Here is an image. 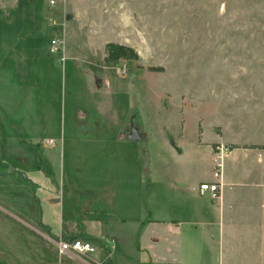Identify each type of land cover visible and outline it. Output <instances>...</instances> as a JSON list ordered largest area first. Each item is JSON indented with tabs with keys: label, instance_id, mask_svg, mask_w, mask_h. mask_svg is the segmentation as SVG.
Wrapping results in <instances>:
<instances>
[{
	"label": "rangeland",
	"instance_id": "rangeland-1",
	"mask_svg": "<svg viewBox=\"0 0 264 264\" xmlns=\"http://www.w3.org/2000/svg\"><path fill=\"white\" fill-rule=\"evenodd\" d=\"M15 9L11 18L0 17V25L4 17L13 26L1 30L4 38L50 39L49 49L55 38L64 45L71 38L83 50L91 40L90 60L114 88L109 98L88 103L75 97V90L85 89L73 76L62 94L61 69L45 75L49 127L35 149L20 154L25 164L0 153V264L153 263L145 247L153 240L139 238L135 225L148 215L136 187L160 188L172 163L171 141L186 149L197 139L217 140L213 150L235 147L241 153L236 166L242 171L264 169V163L248 164L245 148L264 146V0H58L54 7L49 0H18ZM108 43L128 46L130 57L106 64ZM120 79L128 89L117 88ZM79 109L88 119H116L128 111L126 127L133 122L142 140L128 141L127 153L113 155H97L89 137L65 150L58 142L42 148L45 137L60 136L62 118L70 138L69 123ZM198 152L202 167L196 168L205 172L209 155ZM233 166L227 161L222 172L230 174ZM136 168L144 173L128 172ZM102 237L113 239L110 252L99 247L60 254L57 248L71 239L99 246Z\"/></svg>",
	"mask_w": 264,
	"mask_h": 264
},
{
	"label": "crops",
	"instance_id": "crops-1",
	"mask_svg": "<svg viewBox=\"0 0 264 264\" xmlns=\"http://www.w3.org/2000/svg\"><path fill=\"white\" fill-rule=\"evenodd\" d=\"M17 4L18 0L0 3V17L11 18L9 14L16 10ZM7 19L3 17V25H0V153L16 156L24 163L20 154L35 149L43 129L49 127L48 83L43 80L47 79L48 71L61 69L58 76L62 94L66 79L73 76L74 83L76 80L81 82L85 91L78 88L75 97L81 96V101L85 99L88 103L98 104L100 99L109 98L114 87L107 72L101 68L97 70L98 66L90 60L94 56L91 40L86 42L87 49L83 50L81 44L70 38L71 44L68 43L69 47L64 45L62 53H52L50 39L42 44L40 41L4 38L1 30L4 32L13 27ZM6 34L13 36L11 32ZM104 58L105 51L102 61ZM41 68H45L44 72ZM118 83L121 85L118 89H128L124 79ZM61 100L63 107L64 99ZM105 105L103 101L102 108L105 109ZM112 108L109 104L108 109L111 111ZM123 113L116 119H88L79 109L69 123L70 138H65L66 122L62 118L60 136L45 137L41 147L51 149L58 142L65 150L66 145L79 146L81 139L89 137L96 142L90 144V149L97 155L127 153L132 144H128L130 140L126 137L129 129L124 118L128 111ZM49 139L55 144L46 147L45 141ZM216 143L219 142L197 139L183 149L171 141L172 163L162 174L165 177L161 179L160 188L136 187L138 193L142 192L139 205L143 204L141 208L148 215L135 225L139 227V238L148 242L153 240L152 246L145 245L152 255L153 263L150 264H264V169L256 173L255 167L246 166L242 171L236 166L240 162L236 157L241 153L228 148L222 152L213 150L211 144ZM199 150L209 155L210 165L205 172L196 168L197 163L202 167ZM248 156L251 158L248 164L252 161L264 163L261 149H250ZM220 159L223 165L228 161L234 166L230 174L222 172L217 198L212 199L210 193H200L199 185L214 181L212 168ZM128 172H136L137 176L144 173L139 168ZM20 174L23 181L26 170ZM149 212L154 213L153 216H149ZM125 221L118 223L124 226ZM118 262L110 259V264H120Z\"/></svg>",
	"mask_w": 264,
	"mask_h": 264
},
{
	"label": "built area",
	"instance_id": "built-area-1",
	"mask_svg": "<svg viewBox=\"0 0 264 264\" xmlns=\"http://www.w3.org/2000/svg\"><path fill=\"white\" fill-rule=\"evenodd\" d=\"M58 0H49V6L54 7L56 5ZM64 48V42L61 41L59 38H55L51 41V52L52 53H62ZM46 145L53 146L55 144L54 140H46ZM219 151L226 150L223 147L216 148ZM222 168L223 163L220 159L219 162L215 163L212 168V177L214 179L213 182H205L201 183L199 185V191L200 193H210L212 199L217 198V192L219 190V187L221 185V179H222ZM99 247H102L106 252H110L111 249H113V239L109 238H103L98 245H94L92 243L84 242L82 240H72L69 243H65L63 241H60L57 243V248L59 250L60 254H67L72 252L76 253H95Z\"/></svg>",
	"mask_w": 264,
	"mask_h": 264
},
{
	"label": "trees",
	"instance_id": "trees-1",
	"mask_svg": "<svg viewBox=\"0 0 264 264\" xmlns=\"http://www.w3.org/2000/svg\"><path fill=\"white\" fill-rule=\"evenodd\" d=\"M130 52H132V49L129 48L128 46L114 44V43H108L105 46L104 62L106 64H108L110 62H115V61H117L118 59H121V58H129L130 57ZM234 148L235 147H233V149ZM245 148L264 149V146H251V147H245ZM23 180L24 181L26 180L25 176H23ZM71 240H75V239H71ZM71 240H69V241H71ZM100 242L97 243V244H100Z\"/></svg>",
	"mask_w": 264,
	"mask_h": 264
},
{
	"label": "water",
	"instance_id": "water-1",
	"mask_svg": "<svg viewBox=\"0 0 264 264\" xmlns=\"http://www.w3.org/2000/svg\"><path fill=\"white\" fill-rule=\"evenodd\" d=\"M127 139L130 141H138L142 139V136L139 134L138 130L134 127L132 122L131 127L129 129V133L127 134Z\"/></svg>",
	"mask_w": 264,
	"mask_h": 264
}]
</instances>
